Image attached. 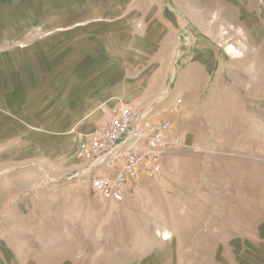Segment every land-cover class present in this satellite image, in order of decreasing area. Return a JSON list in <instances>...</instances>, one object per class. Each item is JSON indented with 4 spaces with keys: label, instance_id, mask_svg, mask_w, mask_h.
<instances>
[{
    "label": "rangeland",
    "instance_id": "obj_1",
    "mask_svg": "<svg viewBox=\"0 0 264 264\" xmlns=\"http://www.w3.org/2000/svg\"><path fill=\"white\" fill-rule=\"evenodd\" d=\"M73 21L92 22L81 60L49 36ZM4 54L0 264H264V0H0V69ZM100 87L183 140L122 203L71 178L96 126L57 135L37 106Z\"/></svg>",
    "mask_w": 264,
    "mask_h": 264
},
{
    "label": "built area",
    "instance_id": "obj_2",
    "mask_svg": "<svg viewBox=\"0 0 264 264\" xmlns=\"http://www.w3.org/2000/svg\"><path fill=\"white\" fill-rule=\"evenodd\" d=\"M177 99L172 111H179ZM105 119L78 143L80 165L71 174L86 182L104 201L122 203L140 193L147 178L162 171L165 151L182 145L172 134L170 118H156L151 105L144 108L123 102H104Z\"/></svg>",
    "mask_w": 264,
    "mask_h": 264
},
{
    "label": "crops",
    "instance_id": "obj_3",
    "mask_svg": "<svg viewBox=\"0 0 264 264\" xmlns=\"http://www.w3.org/2000/svg\"><path fill=\"white\" fill-rule=\"evenodd\" d=\"M95 24L101 25L100 23H95ZM91 25H92V22L73 21L71 22V25L69 26H59V25L53 26L49 34L51 38V44L60 45L62 44L60 43L62 40L71 38V60H81L82 57H81V52H79V48H81V46L88 45L87 41H89L88 38L90 37V35H88V33L86 32V29L90 27ZM10 43H11L10 36L3 38L2 44H10ZM58 53L59 52H54L51 54V56H47V57H44L43 54L39 53L40 55H38V57L40 56L41 60H47L49 59V57L51 59H55L58 57V59L61 60L60 56H56ZM3 56L5 58V61L7 60L6 62L8 63L7 68L0 69V72L4 74L7 72H11L12 65H10V63H11L12 55L4 54ZM83 57L86 58V56L84 55ZM98 59L101 61L102 56L98 57ZM9 60H10V63H9ZM28 72L31 73L32 71L28 70ZM57 75L58 73L55 74V76ZM78 75L80 74H77L75 72V78ZM4 87H6V85H4ZM64 88H65L64 86H60V89H58L57 91L58 95H60V93H64V90H63ZM98 90H99L98 95L94 94L93 97L88 98L87 100H84L85 93L77 94L74 91H71V92L68 91L69 96L65 98L68 103L65 107L58 105V102L55 101L56 97L54 96V92H53L52 96H50L51 100H48L46 97L45 103H43L42 105L40 104L37 105L38 108L40 109L52 110L50 113H47V111L45 112V114L44 112L41 113V117L46 118V120L43 121V124H54V125H59V126L63 125V128L56 129V132H54L57 135L69 134L71 133V126L81 125V123H84L83 125H86V126H87L86 123L90 125L98 126L100 123H102V121L106 117V114L101 109V104H103L104 102H108L109 104L114 103V102L109 101L106 95L102 96L101 87ZM103 93H106V88L104 89ZM9 98H10L9 90L7 88H5L4 90L0 89V103H1L0 106L2 108L4 109L7 108V107H4V104L5 102H7V99ZM57 98L58 100L60 99V97H57ZM89 131L86 130L83 133H81L80 140L82 139L83 135ZM46 138L48 139V137ZM46 138L44 137V139ZM59 138L61 137L59 136ZM77 148H78V145H77ZM76 155H77V149H76ZM78 159L76 160L74 157H71V165L73 164L72 166L75 167V169H76V166H78V164L81 163L80 161L81 159L79 160Z\"/></svg>",
    "mask_w": 264,
    "mask_h": 264
}]
</instances>
